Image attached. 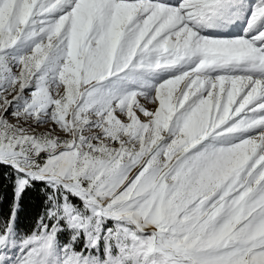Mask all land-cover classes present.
<instances>
[{
	"label": "snow or ice",
	"instance_id": "obj_1",
	"mask_svg": "<svg viewBox=\"0 0 264 264\" xmlns=\"http://www.w3.org/2000/svg\"><path fill=\"white\" fill-rule=\"evenodd\" d=\"M0 264H264V0H0Z\"/></svg>",
	"mask_w": 264,
	"mask_h": 264
}]
</instances>
